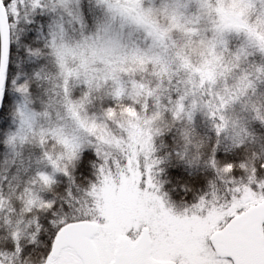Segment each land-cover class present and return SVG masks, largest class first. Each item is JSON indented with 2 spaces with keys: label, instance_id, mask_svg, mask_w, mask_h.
Here are the masks:
<instances>
[{
  "label": "snow or ice",
  "instance_id": "6c2138e0",
  "mask_svg": "<svg viewBox=\"0 0 264 264\" xmlns=\"http://www.w3.org/2000/svg\"><path fill=\"white\" fill-rule=\"evenodd\" d=\"M0 264H264V0H0Z\"/></svg>",
  "mask_w": 264,
  "mask_h": 264
}]
</instances>
